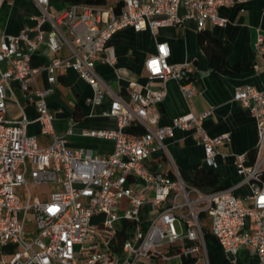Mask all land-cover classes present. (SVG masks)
<instances>
[{
    "label": "built area",
    "instance_id": "2783aa9c",
    "mask_svg": "<svg viewBox=\"0 0 264 264\" xmlns=\"http://www.w3.org/2000/svg\"><path fill=\"white\" fill-rule=\"evenodd\" d=\"M51 1L30 0L39 15L31 18L33 26L17 35L0 28V246L18 248L12 255L0 254V264H138L145 258L170 262L189 255L209 264L200 213L207 215L210 231L228 258L244 248L255 256L256 264H264V91L245 86L234 94V101L250 112L256 128L254 162L246 164L245 155L235 157L236 172L251 191L244 200L233 189L206 194L185 182L176 170L169 175L145 166L152 152L164 150L165 140L173 138L176 130L190 132L202 146L209 167H215L217 148L230 140L226 133L210 137L205 132L202 123L210 111L158 125L156 107L166 96L164 82H179L186 97L195 92L193 67L169 64L167 43H157L155 54L144 62L149 84L161 83L157 89L147 87L142 93L131 83L126 100L114 95L95 72L98 63L115 64L106 43L119 30H148L155 38L160 29L186 19L200 31L208 24H222L217 15L220 7L245 0H120L119 7L78 4L58 13L50 12ZM5 3L0 0V13ZM42 46L53 54L65 46L69 56L32 67V57ZM254 49L264 55V38L257 36ZM69 69L91 87L93 94L87 99L91 107L100 106L106 96L111 98L102 114L114 118L117 129L86 134L112 140L114 150L109 156H95L90 149L71 150L54 133L46 97L56 75ZM40 72L47 74L49 87L44 90L34 85ZM14 82L33 104L34 120L24 113L17 120H7V92ZM34 122L40 125L41 135L52 137L44 148L36 137L27 135V127ZM131 125L143 132L126 134ZM42 184H58L62 192H51L46 201L33 197L30 188ZM18 190L26 191L25 202ZM123 199L128 202L125 208ZM145 204L154 216L143 223L139 210ZM28 213L34 216L37 235L26 240ZM122 221L135 226L120 242L117 232Z\"/></svg>",
    "mask_w": 264,
    "mask_h": 264
},
{
    "label": "crops",
    "instance_id": "0c3cea01",
    "mask_svg": "<svg viewBox=\"0 0 264 264\" xmlns=\"http://www.w3.org/2000/svg\"><path fill=\"white\" fill-rule=\"evenodd\" d=\"M15 1L17 0H12L11 4H8L6 0L4 7L13 5ZM105 1L101 6L116 7L121 2L120 0ZM57 2L66 5L64 0L51 1V3ZM21 3L26 5L29 19H17L11 13L0 26L5 34L15 36L25 27L35 24L31 18L39 15V10L30 0ZM217 15L223 21L222 24H208L205 30L213 37L228 42L230 45L228 61L231 66L252 63V70L231 76L213 71L208 55L200 45L196 23L183 19L178 26L160 29L155 38L148 30L134 31L128 27L117 31L106 43V48L116 58L115 64L98 63L95 72L114 95L126 100L127 87L131 83L136 84L142 93H145L147 87L157 89L161 83L155 80L149 84L144 62L155 54L157 43H167L170 50L169 64L179 66L189 64L193 67L192 83L195 92L192 97H186L180 89L179 82L174 79L164 82L166 96L156 107L160 115L158 125L167 126L176 117L210 111L209 117L202 123L205 132L210 137L226 133L230 140L217 148L215 167H209L205 162L202 146L195 141L190 132L176 130L173 138L165 140L163 151L151 153L145 163L146 168L152 172L169 175L176 170L187 183L195 170L201 167L213 169L222 181L229 183L228 189H233L234 195L246 200L251 191L249 185L244 183L236 172L235 157L245 155L248 159V155L256 145V128L250 112L234 101V94L245 86L264 91V55L256 53L254 49L257 36L264 38V0H245L226 5L217 10ZM180 16H183L182 10ZM67 56L69 50L65 46L57 54L51 53L42 46L33 55L31 66L42 67L54 57ZM34 85L40 90L48 88L47 74L38 73L34 77ZM51 87L52 92L46 97V103L53 117V130L57 136L66 140L67 148L90 149L93 155L98 157L111 155L114 150L112 140L86 135L92 130L117 129L115 119L102 114L108 110L111 98L106 96L100 106L91 107L87 103V99L93 94L91 87L71 69L57 74L56 82ZM22 113L30 120H34L37 116L33 104L14 82L11 83V91L7 92L6 118L11 121L17 120ZM69 129L71 133H68ZM27 135L36 137L40 148L48 146L52 141L51 136L41 135L40 125L36 122L27 127ZM127 203L126 199L122 200L123 208ZM141 213L152 214V210L145 204L139 210V214ZM150 219L140 221L144 223ZM208 222L210 224L209 219ZM177 228L181 229L180 226ZM228 259L230 264H256L255 256L244 248L235 257ZM174 260L180 262V259ZM198 263L200 264L201 261Z\"/></svg>",
    "mask_w": 264,
    "mask_h": 264
},
{
    "label": "trees",
    "instance_id": "16d2710c",
    "mask_svg": "<svg viewBox=\"0 0 264 264\" xmlns=\"http://www.w3.org/2000/svg\"><path fill=\"white\" fill-rule=\"evenodd\" d=\"M105 2V0H64L66 5L87 4L98 6L105 4ZM119 6L120 3L118 4V7ZM199 42L208 55L210 67L213 71L219 72L222 75L231 76L252 70V63L231 66L228 61L230 45L225 40L213 37L207 30L204 29L199 31ZM142 132L143 130L140 127L134 125H131V127L125 130V133L128 135H137ZM254 160L255 149H253L250 155H248V159L246 157V164H252ZM261 177L264 179V170H262ZM188 184L198 188L206 194L226 190L230 187L229 183L222 181L220 176L213 169H206L202 167L192 173ZM199 220L202 224V233L204 236L209 264H230L229 259L226 257L217 239L210 231L207 215L205 213H200ZM134 226L135 222H121V228L117 232L120 242H122L129 235ZM179 264L199 263L196 256L189 255L181 256Z\"/></svg>",
    "mask_w": 264,
    "mask_h": 264
},
{
    "label": "rangeland",
    "instance_id": "374dc122",
    "mask_svg": "<svg viewBox=\"0 0 264 264\" xmlns=\"http://www.w3.org/2000/svg\"><path fill=\"white\" fill-rule=\"evenodd\" d=\"M21 1L26 2V0H17L15 1L16 3H13L11 6H7L6 8L4 7L1 10L0 13V26L1 23L6 21L10 14L12 13L15 18L21 19V18H28L29 19V14L26 8V5L24 3H21ZM8 4H11L12 0H7ZM66 5H61V3H51L49 10L50 12H59L62 9H64ZM31 190V195L34 197H38L42 201H46L49 198V195L51 192H62V188L58 184H42L36 187L30 188ZM18 195L20 196V199L22 202H25L27 194L25 190H18ZM153 212L152 214H139V218L141 221H146L147 219L153 218ZM37 235V227L35 224V219L32 213L27 214L26 218V228H25V233H24V238L28 240L29 238H34ZM18 248L16 246H6V247H1L0 246V254H8L12 255ZM179 260H174L173 262H165L162 259H158L156 261L155 259L151 258H145L143 259L141 264H178ZM203 264V260H201V263Z\"/></svg>",
    "mask_w": 264,
    "mask_h": 264
}]
</instances>
